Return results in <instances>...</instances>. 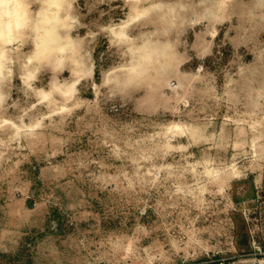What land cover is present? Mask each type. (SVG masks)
<instances>
[{"label": "rangeland", "instance_id": "obj_1", "mask_svg": "<svg viewBox=\"0 0 264 264\" xmlns=\"http://www.w3.org/2000/svg\"><path fill=\"white\" fill-rule=\"evenodd\" d=\"M263 239L264 0H0V264Z\"/></svg>", "mask_w": 264, "mask_h": 264}, {"label": "crops", "instance_id": "obj_2", "mask_svg": "<svg viewBox=\"0 0 264 264\" xmlns=\"http://www.w3.org/2000/svg\"><path fill=\"white\" fill-rule=\"evenodd\" d=\"M262 247H263V250H264V243H263V246ZM253 261H256L257 264H264V257H262L260 259H254Z\"/></svg>", "mask_w": 264, "mask_h": 264}, {"label": "built area", "instance_id": "obj_3", "mask_svg": "<svg viewBox=\"0 0 264 264\" xmlns=\"http://www.w3.org/2000/svg\"><path fill=\"white\" fill-rule=\"evenodd\" d=\"M255 249H256L257 251H259V252H260V250H261L260 247H257V248H255Z\"/></svg>", "mask_w": 264, "mask_h": 264}]
</instances>
